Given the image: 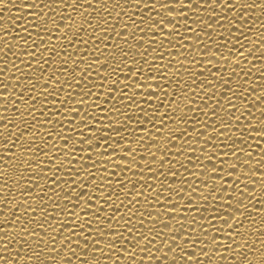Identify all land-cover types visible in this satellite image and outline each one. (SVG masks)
Instances as JSON below:
<instances>
[{
	"label": "snow or ice",
	"instance_id": "obj_1",
	"mask_svg": "<svg viewBox=\"0 0 264 264\" xmlns=\"http://www.w3.org/2000/svg\"><path fill=\"white\" fill-rule=\"evenodd\" d=\"M5 8L0 264H264V0Z\"/></svg>",
	"mask_w": 264,
	"mask_h": 264
},
{
	"label": "bare ground",
	"instance_id": "obj_2",
	"mask_svg": "<svg viewBox=\"0 0 264 264\" xmlns=\"http://www.w3.org/2000/svg\"><path fill=\"white\" fill-rule=\"evenodd\" d=\"M0 15H4L5 18H7L8 16H12L13 18H16V17H22L23 14L16 9H13V11L10 13L7 11V8H5L4 12H0ZM20 22L21 21L18 19L17 23ZM4 23H7V19H5ZM253 147H255V145H253Z\"/></svg>",
	"mask_w": 264,
	"mask_h": 264
},
{
	"label": "clouds",
	"instance_id": "obj_3",
	"mask_svg": "<svg viewBox=\"0 0 264 264\" xmlns=\"http://www.w3.org/2000/svg\"><path fill=\"white\" fill-rule=\"evenodd\" d=\"M251 259L259 260V256H256V257L251 258Z\"/></svg>",
	"mask_w": 264,
	"mask_h": 264
}]
</instances>
